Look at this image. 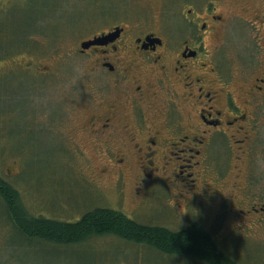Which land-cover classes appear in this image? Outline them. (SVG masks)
I'll return each mask as SVG.
<instances>
[{
  "label": "rangeland",
  "instance_id": "rangeland-1",
  "mask_svg": "<svg viewBox=\"0 0 264 264\" xmlns=\"http://www.w3.org/2000/svg\"><path fill=\"white\" fill-rule=\"evenodd\" d=\"M241 1L251 7L258 2ZM236 2L220 0L229 7ZM168 3L0 0V176L32 215L74 221L102 206L173 230L197 220L237 262L264 264V219L242 223L222 200L225 185L210 198L197 195L199 202L190 205L184 186L175 187L161 171L151 177L133 169L118 173L109 148L99 146L84 126L86 111L108 92V84L105 74L90 68L89 56L79 53V42L113 24L130 35L137 28L163 29ZM29 59L34 68H25ZM49 68L48 74L26 72ZM6 211L0 198V264H209L113 235L71 244L28 239Z\"/></svg>",
  "mask_w": 264,
  "mask_h": 264
},
{
  "label": "flooded vegetation",
  "instance_id": "flooded-vegetation-1",
  "mask_svg": "<svg viewBox=\"0 0 264 264\" xmlns=\"http://www.w3.org/2000/svg\"><path fill=\"white\" fill-rule=\"evenodd\" d=\"M168 5L167 22L158 16L163 29L137 28L130 35L113 24L88 38L99 37L97 43L80 45L108 84L86 111L84 126L109 148L118 173L161 171L175 187L184 186L195 206L197 195L210 198L225 185L222 200L242 223L262 220L264 0L255 7L241 0L230 7L220 0ZM32 62L25 68H34Z\"/></svg>",
  "mask_w": 264,
  "mask_h": 264
},
{
  "label": "trees",
  "instance_id": "trees-1",
  "mask_svg": "<svg viewBox=\"0 0 264 264\" xmlns=\"http://www.w3.org/2000/svg\"><path fill=\"white\" fill-rule=\"evenodd\" d=\"M0 198L15 228L28 239L71 244L87 241L90 237L113 235L165 254L186 255L209 264H241L219 250L210 233L196 222L173 230L158 224L140 223L115 208L102 206L84 212L74 221L32 215L17 202V190L1 176Z\"/></svg>",
  "mask_w": 264,
  "mask_h": 264
},
{
  "label": "water",
  "instance_id": "water-1",
  "mask_svg": "<svg viewBox=\"0 0 264 264\" xmlns=\"http://www.w3.org/2000/svg\"><path fill=\"white\" fill-rule=\"evenodd\" d=\"M98 39H100V38L98 37V38H95V39L83 40L80 43V45H81L82 48H85V47H88L90 44L97 43L98 42Z\"/></svg>",
  "mask_w": 264,
  "mask_h": 264
}]
</instances>
